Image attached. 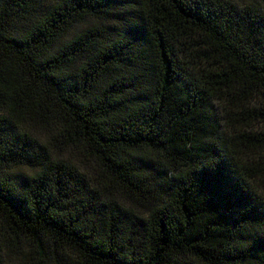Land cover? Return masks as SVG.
Instances as JSON below:
<instances>
[{"label": "trees", "instance_id": "1", "mask_svg": "<svg viewBox=\"0 0 264 264\" xmlns=\"http://www.w3.org/2000/svg\"><path fill=\"white\" fill-rule=\"evenodd\" d=\"M0 264H264V0H0Z\"/></svg>", "mask_w": 264, "mask_h": 264}]
</instances>
